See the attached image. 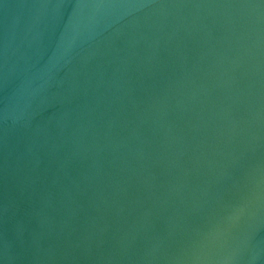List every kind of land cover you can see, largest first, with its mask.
I'll return each instance as SVG.
<instances>
[{
	"label": "water",
	"instance_id": "95a60500",
	"mask_svg": "<svg viewBox=\"0 0 264 264\" xmlns=\"http://www.w3.org/2000/svg\"><path fill=\"white\" fill-rule=\"evenodd\" d=\"M0 264H264V0H0Z\"/></svg>",
	"mask_w": 264,
	"mask_h": 264
}]
</instances>
